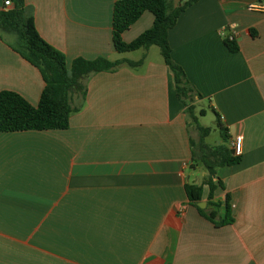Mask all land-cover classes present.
<instances>
[{
  "label": "crops",
  "instance_id": "0c3cea01",
  "mask_svg": "<svg viewBox=\"0 0 264 264\" xmlns=\"http://www.w3.org/2000/svg\"><path fill=\"white\" fill-rule=\"evenodd\" d=\"M117 1L26 0L69 68L77 59L145 60L85 80L86 96H71L69 129L0 133V264H264V0H198L169 33L174 62L203 97L195 115L205 117L207 104L226 147L243 139L241 161L216 168L224 189L215 201L229 195L235 218L224 227L187 198L186 185H203L208 172L191 181L200 135L170 68L155 47L137 58L114 48ZM153 24L145 13L123 40ZM44 88L40 71L0 39V93L37 107ZM208 194L205 186L204 209Z\"/></svg>",
  "mask_w": 264,
  "mask_h": 264
},
{
  "label": "trees",
  "instance_id": "16d2710c",
  "mask_svg": "<svg viewBox=\"0 0 264 264\" xmlns=\"http://www.w3.org/2000/svg\"><path fill=\"white\" fill-rule=\"evenodd\" d=\"M6 1L12 3L11 8L5 7ZM197 2L198 0H188L176 5L174 0H118L113 12V44L119 54L149 50L151 47L160 49L165 64L174 75L177 96L187 106V114L190 115L192 123L196 124L200 135L199 142L192 144L193 163L197 167L200 162L208 172V178L203 185H186L187 198L204 219L216 227H224L233 224L235 218L232 216L229 195L224 203L215 201L217 189H224L221 181H215L216 168L236 165L241 158L235 156L232 149L224 146L229 142V137L220 124L218 128L223 144L210 146L206 143L212 129L199 124L194 105L196 98L202 100L203 97L189 82L182 67L174 62L169 43L170 31L176 27L181 15ZM147 12L154 16L153 27L134 41L126 43L123 35ZM0 39L37 68L45 82L37 107L17 93H0V133L69 129L70 119L78 111L71 103V96L75 93L86 96L85 80L95 74L115 72L124 64L138 68L145 60L143 58L133 63L111 62L103 57L96 60L77 59L69 68L65 55L40 36L35 24L34 9L27 5L26 0H4V9L0 12ZM225 44L231 53L239 52L235 41L225 39ZM205 186L209 189L207 208L201 209L199 204L203 202ZM223 209L226 211L225 219L222 218Z\"/></svg>",
  "mask_w": 264,
  "mask_h": 264
},
{
  "label": "rangeland",
  "instance_id": "374dc122",
  "mask_svg": "<svg viewBox=\"0 0 264 264\" xmlns=\"http://www.w3.org/2000/svg\"><path fill=\"white\" fill-rule=\"evenodd\" d=\"M154 51H156V54L157 56H160L162 57L161 55V51L158 47H155L154 48ZM141 52H137V54H135V56H131L133 58H137L140 56ZM205 110L207 112V115L205 117H200L198 115V118H199V124L202 126V127H205V128H210L212 129V133L211 135L206 139V142L210 145H219V143L221 142V139H220V135H219V130L217 128V125H216V119L214 117V115L210 112L209 110V107L208 105L206 104L205 106ZM198 110H197V114L199 113V110H200V106L197 107ZM192 131L194 133V137L196 138V136L198 135L199 132H197V126L196 124L192 123ZM196 141H198V138H196ZM224 146H226V144H224ZM198 167H197V170L195 171V177H193L191 179L192 182H194V180L196 179V176H200L203 175V173H206V170L204 168V165L201 164L200 162L198 163ZM190 172V171H189ZM192 173L193 172H190L189 175L192 176Z\"/></svg>",
  "mask_w": 264,
  "mask_h": 264
},
{
  "label": "built area",
  "instance_id": "2783aa9c",
  "mask_svg": "<svg viewBox=\"0 0 264 264\" xmlns=\"http://www.w3.org/2000/svg\"><path fill=\"white\" fill-rule=\"evenodd\" d=\"M184 1H186V0H181V2H183V3H184ZM5 7L8 9L11 8L12 3L10 1H6ZM225 39H229V41H235L233 36H228ZM242 151H243V139L241 137H237L235 140V143H234V152L237 156H240L242 154Z\"/></svg>",
  "mask_w": 264,
  "mask_h": 264
},
{
  "label": "water",
  "instance_id": "95a60500",
  "mask_svg": "<svg viewBox=\"0 0 264 264\" xmlns=\"http://www.w3.org/2000/svg\"><path fill=\"white\" fill-rule=\"evenodd\" d=\"M205 206H206L205 203H200V204H199V207H200L201 209H204ZM222 218H223V219L226 218V211H225V209L222 210Z\"/></svg>",
  "mask_w": 264,
  "mask_h": 264
}]
</instances>
